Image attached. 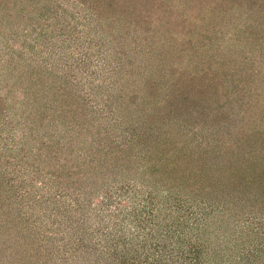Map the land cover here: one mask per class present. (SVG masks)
I'll use <instances>...</instances> for the list:
<instances>
[{
  "label": "rangeland",
  "instance_id": "rangeland-1",
  "mask_svg": "<svg viewBox=\"0 0 264 264\" xmlns=\"http://www.w3.org/2000/svg\"><path fill=\"white\" fill-rule=\"evenodd\" d=\"M254 125L264 0H0V264H258L264 202L232 209L241 155L208 160ZM196 148L210 198L163 173Z\"/></svg>",
  "mask_w": 264,
  "mask_h": 264
},
{
  "label": "trees",
  "instance_id": "trees-1",
  "mask_svg": "<svg viewBox=\"0 0 264 264\" xmlns=\"http://www.w3.org/2000/svg\"><path fill=\"white\" fill-rule=\"evenodd\" d=\"M110 2V1H109ZM125 12H127L125 10ZM128 13H130L128 16H132L135 15V12L128 11ZM192 88V87H191ZM197 88V87H195ZM200 92V91H198ZM182 101H184L183 99H180L178 102H181L180 105L183 106L184 103H182ZM176 104V103H174ZM177 106H175L174 108H176ZM247 130V129H245ZM251 135L249 138L254 140V143H248V144H244V147L241 148L237 145V143L242 142L243 139L241 138H247L248 136H243V135H239L241 133L236 134L234 141L232 142L229 139V143H227L226 145H223L219 148V150L217 152H213L211 151V156L208 155V160L210 161H214V157H225V154L227 156L228 153L234 154H240L241 157H238V164L239 166H241L242 164H244V166H242V168H239V166L236 168L237 172H236V176H237V181L235 182V180H233V184H228L226 185L225 188H228L229 191V198H232L231 200H229V204L231 206V208L233 209H238L239 212L244 213L245 210L247 211H251L252 208L255 207V200H257V198H261L262 201H258V209L261 210L263 202H264V128H259L256 127L255 125L253 126V128L251 129ZM225 136V135H224ZM221 139V138H220ZM226 141V140H225ZM251 141V140H250ZM220 143V142H219ZM220 145V144H219ZM224 151H227L228 153H224ZM191 155L188 154L186 157L185 155H182V157L180 159H185V158H190L189 160L187 159V163L188 165L185 168V170H187V175L182 173L183 170L179 171L178 173L175 171L174 167H170V165L167 166L166 169H164L163 173L168 175V176H172L175 177V182L174 184L179 187V188H184V189H189L191 191L194 192L195 195H204L208 198H210L209 196L211 195V191L209 189V187L203 186V185H199V180L200 178L196 179L195 177L197 176V173L199 172H205V174H213V170L215 171V167L213 165V163H209L206 164V162L203 161L201 163V165L198 166V159H199V154H201V151L198 152L197 148L196 150L194 149L193 151H191ZM216 154V155H215ZM195 155H197V160L196 159H192L191 157H195ZM223 157H221L222 159H224ZM201 158L203 159V157L201 156ZM196 160V162L194 161ZM246 161H248V163L246 164ZM195 162V163H194ZM166 165V164H165ZM189 166V168H187ZM170 167V168H169ZM209 170V171H208ZM208 171V172H207ZM245 171H247V175H245ZM195 173V174H194ZM202 175V176H205ZM229 177V176H228ZM232 177V176H231ZM230 177V178H231ZM179 178H184V182H181L179 180ZM204 179V178H203ZM179 180V181H178ZM190 181L192 184L195 185V187L192 189V186L190 185ZM181 182V183H180ZM186 187V188H185ZM179 191V190H178ZM197 194H196V193ZM209 195V196H208ZM252 200V202H251ZM208 203V208L205 210L200 211L199 217L196 219L198 221V225H199V229L204 230L207 226H210L211 224H215L217 226H221L220 222H223L224 220H222V215L219 216H213V214L211 215L212 211H213V206L214 204H212V200L207 201ZM222 211V210H221ZM224 218V217H223ZM245 218H249V216H246ZM236 219L233 218V220ZM253 221H254V225L249 223V224H245V228L248 230L245 234L248 236V239L250 241V245L251 248L250 249H246L245 252L246 255H251L252 259L254 260V258L257 256V254H262L263 257V253H264V228L262 227V223L260 220L256 219L255 217H252ZM249 220L251 221V219L249 218ZM237 224V222L233 223V225ZM264 224V223H263ZM236 226V225H235ZM216 228V227H215ZM213 230H216V229ZM227 228H229L227 226ZM234 229V228H233ZM240 229V226H239ZM222 230L221 233L219 234L221 236V238H230V234L228 235L226 233V227L224 229H218ZM235 231V229H234ZM238 234H236L237 236ZM235 236V237H236ZM172 238V233L170 232V236L169 238ZM192 251V250H191ZM171 250H169V253L171 254ZM188 253H190L188 251ZM192 254V253H191ZM193 257V256H192ZM244 255L240 256V259L238 262L243 260ZM264 258V257H263ZM263 258H261L260 260H256V262H258V264H263ZM261 261V262H260ZM254 264H257L254 262Z\"/></svg>",
  "mask_w": 264,
  "mask_h": 264
}]
</instances>
